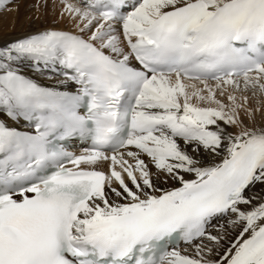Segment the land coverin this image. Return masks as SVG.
<instances>
[{
  "label": "snow or ice",
  "instance_id": "obj_1",
  "mask_svg": "<svg viewBox=\"0 0 264 264\" xmlns=\"http://www.w3.org/2000/svg\"><path fill=\"white\" fill-rule=\"evenodd\" d=\"M60 21L0 41V264H264V0Z\"/></svg>",
  "mask_w": 264,
  "mask_h": 264
},
{
  "label": "bare ground",
  "instance_id": "obj_2",
  "mask_svg": "<svg viewBox=\"0 0 264 264\" xmlns=\"http://www.w3.org/2000/svg\"><path fill=\"white\" fill-rule=\"evenodd\" d=\"M33 3L34 0L13 1V5H19L18 10H6V14L2 13L3 15H1L2 17L0 18V41L12 39L28 31L48 25L56 27L66 26L63 21L55 25L53 24V21L57 20L59 0H52L51 3H48V0H46L47 6L41 9L40 18L36 19L34 23L31 22V19L36 15L31 7ZM34 78L45 86H52L55 84V78L48 79L47 74L36 75ZM249 102L254 103L252 98H250ZM262 111H264V109H262ZM0 117L6 119L2 113H0ZM259 118L260 117H258V119ZM8 123L12 124L13 122L8 121Z\"/></svg>",
  "mask_w": 264,
  "mask_h": 264
},
{
  "label": "rangeland",
  "instance_id": "obj_3",
  "mask_svg": "<svg viewBox=\"0 0 264 264\" xmlns=\"http://www.w3.org/2000/svg\"><path fill=\"white\" fill-rule=\"evenodd\" d=\"M13 1H14V2H18V0H13ZM49 1H50V2H49ZM51 2H52V0H48V3H51ZM5 12H6V10H0V18L2 17L1 15H3L2 13H5ZM6 13H7V12H6ZM6 13H5V14H6ZM5 14H4V15H5ZM35 21H36L35 18H32V19H31V22L34 23ZM249 95H250V94H249ZM252 101L254 102V98H252ZM249 103L251 104L252 102H249Z\"/></svg>",
  "mask_w": 264,
  "mask_h": 264
}]
</instances>
